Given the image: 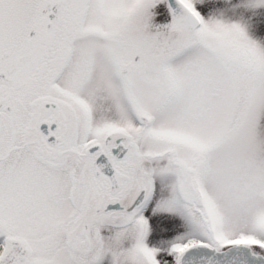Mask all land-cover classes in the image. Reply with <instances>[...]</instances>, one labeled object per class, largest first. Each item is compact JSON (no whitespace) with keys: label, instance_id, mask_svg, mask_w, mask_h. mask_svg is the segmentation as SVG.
Masks as SVG:
<instances>
[{"label":"snow or ice","instance_id":"1","mask_svg":"<svg viewBox=\"0 0 264 264\" xmlns=\"http://www.w3.org/2000/svg\"><path fill=\"white\" fill-rule=\"evenodd\" d=\"M0 264H264V0H0Z\"/></svg>","mask_w":264,"mask_h":264}]
</instances>
